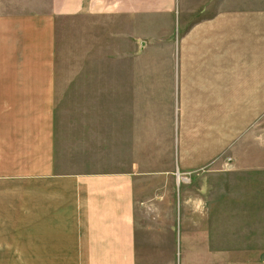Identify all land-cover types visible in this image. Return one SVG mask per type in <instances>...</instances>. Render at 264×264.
Listing matches in <instances>:
<instances>
[{
    "label": "crops",
    "instance_id": "obj_1",
    "mask_svg": "<svg viewBox=\"0 0 264 264\" xmlns=\"http://www.w3.org/2000/svg\"><path fill=\"white\" fill-rule=\"evenodd\" d=\"M3 1L0 264H264V156L241 151L229 165L223 159L214 172L192 176L212 159L223 121L194 153L176 157L174 138L180 77L193 94L219 95L224 106L214 108L224 111L230 85L259 93L253 73H237L239 57L227 50L228 42H259L255 24L220 12L186 30L178 22L179 38L169 23L177 0ZM144 42L174 43L170 58L149 62ZM99 62L113 69H84ZM149 143L168 144L177 172L189 174L175 196L166 256L141 247L136 225L148 166L138 159L149 157ZM213 217L218 230L202 229Z\"/></svg>",
    "mask_w": 264,
    "mask_h": 264
},
{
    "label": "rangeland",
    "instance_id": "obj_2",
    "mask_svg": "<svg viewBox=\"0 0 264 264\" xmlns=\"http://www.w3.org/2000/svg\"><path fill=\"white\" fill-rule=\"evenodd\" d=\"M16 1L21 0H4L3 2L16 3ZM177 2H179V14L177 10L174 19L169 21L170 25H173L175 37L180 38L181 35L182 29L178 26V22L186 30L193 23V20H201L209 17V15L214 17L220 12L228 14V21L231 18L234 20L233 22L238 24L245 22L255 24L253 35L259 39V42H228L227 50L229 56L236 54L237 58L239 57V62L233 65L237 73H243L244 68L245 71L250 70L253 73V80L258 84L259 93L247 94L245 91L243 92V89L241 92L239 85L236 89L238 93H235L234 86L230 85L229 91L231 93L227 95L228 109L224 111V109L214 108L218 105L224 106V101L223 103L220 101L219 95H200L201 91L198 88L194 89L196 94H193L186 88L185 80L180 77L179 87L174 89L176 157L182 156L186 151L190 150L194 153V151H199L202 146H208L210 138L207 134L212 130L218 133L220 121H223L224 130H222L221 141L218 139L213 141L212 159L203 168L191 172L192 176L202 174L204 171L214 172L219 169V163L223 159L229 165L231 163L229 157L241 151L260 152L264 156V0H177ZM20 9V7L15 6L16 11H20ZM204 9H209V11L204 14ZM256 23H258V28ZM155 33V29L149 26L148 38L155 36ZM170 33L169 29H165L167 36ZM145 44L147 46L146 58L149 62L150 57L155 58L157 55H161L165 61L168 60L170 58L168 55H171L174 45L172 42H144L141 46L143 47ZM138 46L139 42L138 45L132 44L130 48L131 55L129 58L132 62V69L136 66L135 57L139 53ZM183 53L184 48L180 46L177 49V57L180 56L181 58V66L183 65ZM84 69L109 70L113 69V66L106 62H99L95 68L86 65ZM150 81L152 84L149 83V95L152 93L150 85H153L155 80ZM209 96L210 102L207 99L206 102L202 100L203 97L209 98ZM251 103L254 107L258 103L259 110L252 109ZM209 105L210 108H213L210 109ZM187 134H189L190 141L188 148H186L188 145L186 142ZM147 148L149 157L146 161L143 158L138 159L143 166L145 162L148 163V166L145 168L147 175L143 176L144 179L140 182V189L137 194L139 204L136 210V225L142 238L141 247L149 253L154 251L156 255L166 256L169 253L168 247L172 242L171 232L175 230L177 224L174 221V210H177L175 196L179 185L188 182L189 174L183 175L177 172L173 158L168 156V154L170 155L168 144H161L159 148V146H152L149 143ZM152 148L155 149L153 153L155 158L152 157ZM174 200L176 206H174ZM202 225V229L206 231L211 230L213 232L214 226L218 230L217 218L215 217L206 219ZM169 233L170 235H168Z\"/></svg>",
    "mask_w": 264,
    "mask_h": 264
},
{
    "label": "built area",
    "instance_id": "obj_3",
    "mask_svg": "<svg viewBox=\"0 0 264 264\" xmlns=\"http://www.w3.org/2000/svg\"><path fill=\"white\" fill-rule=\"evenodd\" d=\"M179 178V177H178Z\"/></svg>",
    "mask_w": 264,
    "mask_h": 264
}]
</instances>
